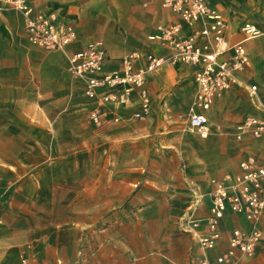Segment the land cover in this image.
<instances>
[{"label": "crops", "instance_id": "crops-1", "mask_svg": "<svg viewBox=\"0 0 264 264\" xmlns=\"http://www.w3.org/2000/svg\"><path fill=\"white\" fill-rule=\"evenodd\" d=\"M27 1L72 23L77 39L64 51L45 50L27 40L20 11L7 9L1 17L0 189L6 198L0 209V264H20L23 255H35L40 264L213 260L225 248L231 228L247 227L246 221L227 215L217 246L205 250L187 220L199 219L197 232L204 233L211 180L236 172L241 159L264 146L262 139L237 141L232 134L238 121L251 115L264 118V0H205L226 18L227 41L243 40L248 56L246 68L235 73L244 84H234L208 110L210 134L205 139L192 135L187 123L180 128L186 133L177 130L178 118L169 112L186 104L191 85L187 115L195 91L191 65L166 63L147 76L150 110L144 118L131 117L136 102L107 103L109 117L117 114L122 120L98 127L88 120L96 101L84 96L82 80L68 72V54L93 40L107 49L105 70L119 68L130 51L170 55L158 38L149 37L159 34V26L179 22L178 15L158 0ZM244 23L260 33L245 39ZM70 77L80 89H73ZM80 138L108 144L81 145ZM197 139L199 144H192ZM229 139L241 155L222 172ZM144 141H150L146 151ZM98 148L104 160L94 159ZM189 152L200 154L197 163L171 160ZM128 153L166 154L168 162L130 160ZM92 154L93 159H81ZM235 264H264V240L254 256Z\"/></svg>", "mask_w": 264, "mask_h": 264}, {"label": "built area", "instance_id": "built-area-1", "mask_svg": "<svg viewBox=\"0 0 264 264\" xmlns=\"http://www.w3.org/2000/svg\"><path fill=\"white\" fill-rule=\"evenodd\" d=\"M160 5L179 16L180 21L159 26L158 38L171 53L168 56L130 51L121 60L119 68L105 70L107 49L100 40H93L68 54V72L83 82V94L96 101L88 120L94 126L120 121L115 114L109 117L105 104L130 105L138 108L131 117L144 118L150 110V92L147 76L164 64L182 62L193 66L194 96L189 106L188 129L201 136L210 133L208 110L215 99L234 84L244 83L235 75L248 64L242 41L230 44L226 37V18L205 0H158ZM7 9L20 11L27 40L45 50L64 51L77 39L72 23L53 12L35 9L27 0H0L1 17ZM184 28L187 33H183ZM241 31L246 38L260 31L244 23ZM140 63V64H139ZM256 90L250 86L251 94ZM235 140L244 138L264 140V118L251 115L238 121L232 130ZM210 206L204 221L205 232H197L199 219L187 220L192 236L205 250L214 249L221 238L220 223L227 215L244 219L247 227L236 225L229 231L225 248L213 260L203 256L196 264H235L242 257H252L258 244L264 240V146L257 153H248L240 160L236 172H227L222 178L212 179ZM6 198L0 189V209ZM20 264H40L35 255H23Z\"/></svg>", "mask_w": 264, "mask_h": 264}, {"label": "rangeland", "instance_id": "rangeland-1", "mask_svg": "<svg viewBox=\"0 0 264 264\" xmlns=\"http://www.w3.org/2000/svg\"><path fill=\"white\" fill-rule=\"evenodd\" d=\"M41 48V47H40ZM43 49V48H42ZM71 76V75H70ZM71 81H74L71 77H70ZM73 83L74 86H73V89H80L81 85H79V83L75 80ZM188 84H190V82H188ZM80 92V93H79ZM79 97H80V100L81 98L83 97L82 95V92L81 90H79ZM188 92L190 94L189 98L185 97L186 98V104L183 106V102L177 104V106L173 109V110H170L169 112H173L175 113V115L177 116L178 118V121L175 123L177 126H178V129L177 130H180L182 131L180 128L181 126L185 125L186 124V109H187V106H188V103L190 101V98H191V85H189V89H188ZM78 117L80 118V120H82L84 118V113H83V110H80L79 111V115ZM184 133H186V131H182ZM192 135H194L195 137L199 138V139H205V138H208L209 137V134L207 136H201L199 135L198 133H191ZM198 140V139H197ZM199 140L197 142H194L192 144H196L198 145L199 143ZM87 143L91 144V145H95V146H105V144L107 145L108 143L107 142H103V140L101 138H92V139H87V138H80V144L81 145H86ZM176 143V142H175ZM178 143V142H177ZM150 144V141H144L143 145V149L146 151V146H148ZM146 145V146H145ZM226 147H228V151L227 153L224 155V165L226 166L224 169H222V172H224L225 170L227 169H230L231 167H234L236 162L238 161L239 157H240V150L239 148L233 144V141L231 139H229L228 143H226L225 145ZM193 148L192 147V151H193ZM149 149V148H148ZM97 151H99V154L97 153L94 157V159L96 161H101V160H104V155L102 154V148H98ZM166 154H131V153H128L127 154V157L132 158V160H139V161H146V162H149V161H153V162H156V163H159V162H168L167 160L163 159L165 158ZM91 157L93 159V154L92 155H81V159L83 160H87V158ZM200 159V154L197 153V154H194V153H185V154H174L172 155V161L174 163H176L177 161H180L181 164L187 162V164H189L190 162L192 163H197ZM127 203L124 202L122 206L126 205ZM113 208H116V207H113ZM25 246V245H24Z\"/></svg>", "mask_w": 264, "mask_h": 264}]
</instances>
